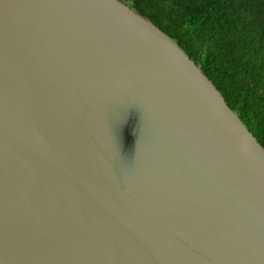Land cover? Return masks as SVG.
I'll use <instances>...</instances> for the list:
<instances>
[{
  "label": "water",
  "instance_id": "1",
  "mask_svg": "<svg viewBox=\"0 0 264 264\" xmlns=\"http://www.w3.org/2000/svg\"><path fill=\"white\" fill-rule=\"evenodd\" d=\"M0 264H264V145L127 0H0Z\"/></svg>",
  "mask_w": 264,
  "mask_h": 264
},
{
  "label": "trees",
  "instance_id": "2",
  "mask_svg": "<svg viewBox=\"0 0 264 264\" xmlns=\"http://www.w3.org/2000/svg\"><path fill=\"white\" fill-rule=\"evenodd\" d=\"M171 35L264 145V0H127Z\"/></svg>",
  "mask_w": 264,
  "mask_h": 264
}]
</instances>
